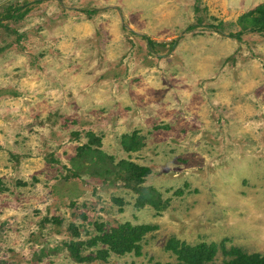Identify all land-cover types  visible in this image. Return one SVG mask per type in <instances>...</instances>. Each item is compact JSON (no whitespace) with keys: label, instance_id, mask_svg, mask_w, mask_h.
Here are the masks:
<instances>
[{"label":"rangeland","instance_id":"rangeland-1","mask_svg":"<svg viewBox=\"0 0 264 264\" xmlns=\"http://www.w3.org/2000/svg\"><path fill=\"white\" fill-rule=\"evenodd\" d=\"M262 3L0 0V264L174 262L170 237L263 254L264 31L231 35ZM88 132L150 169L151 203L73 160ZM124 222L156 226L140 256L77 262L63 245L70 225L84 240Z\"/></svg>","mask_w":264,"mask_h":264},{"label":"trees","instance_id":"trees-1","mask_svg":"<svg viewBox=\"0 0 264 264\" xmlns=\"http://www.w3.org/2000/svg\"><path fill=\"white\" fill-rule=\"evenodd\" d=\"M14 9L17 10L18 8ZM13 13V11L9 12L7 17L14 18L15 14ZM16 14L18 16L20 12ZM237 24L240 26V30L237 33L231 34L232 36H238L240 32L246 30L250 32H263L264 3L241 14L237 18ZM87 137V143L77 146L73 160H80V162L86 160L88 162V168L97 169L99 174L105 176H112L117 168L119 173L126 174V185L132 183V187L137 193H140L141 196L142 187L140 185L143 183L144 177L149 174L150 169L146 166H138L126 160L113 162L111 156L100 151L99 138H96L91 132L87 133ZM120 143L127 152L136 151L143 145L136 131L131 134L122 135ZM154 194L156 195L157 193L154 192ZM148 197V195L146 198L142 195V202L151 203ZM157 201H159L158 197ZM69 228L71 230V235L76 238V240L64 242L63 245L68 251L69 256L75 261L86 262L96 259L105 260L110 252L119 255L133 252V254L140 256L142 249L141 242L144 236L148 232L154 230L156 226L151 224L133 225L129 222H124L107 231L99 226L98 232L95 235L84 240L78 239L79 233L73 225H70ZM90 247H94L95 249L90 250L88 254H83V251ZM164 248L174 254L175 261L157 262L156 264H264V253H246L236 246L225 248L223 241H221L219 245L214 242H199L192 245L180 241L175 237H170L166 241ZM218 249L226 256V259L220 263H215L214 258Z\"/></svg>","mask_w":264,"mask_h":264},{"label":"bare ground","instance_id":"bare-ground-1","mask_svg":"<svg viewBox=\"0 0 264 264\" xmlns=\"http://www.w3.org/2000/svg\"><path fill=\"white\" fill-rule=\"evenodd\" d=\"M195 244V243H194Z\"/></svg>","mask_w":264,"mask_h":264}]
</instances>
